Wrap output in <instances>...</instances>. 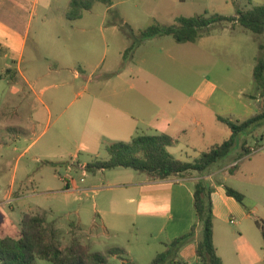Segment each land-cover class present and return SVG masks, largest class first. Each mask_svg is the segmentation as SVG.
Masks as SVG:
<instances>
[{"label":"rangeland","instance_id":"1","mask_svg":"<svg viewBox=\"0 0 264 264\" xmlns=\"http://www.w3.org/2000/svg\"><path fill=\"white\" fill-rule=\"evenodd\" d=\"M114 1L119 4L115 9L107 10L106 5L96 3L81 19L71 22L67 19L71 0H55L52 9L47 11L45 25L39 18L33 22L21 68L38 81L36 91L52 114L46 112L35 97L23 98L24 84H14L9 76L7 83L0 84V236L17 238L25 214L42 215L59 232L63 250L77 241L89 253L106 255L105 264H123V259H131L127 252L132 245L151 237L149 232L138 231L131 221L107 231L99 213L103 207L109 210L112 200H120L123 192L116 185L128 182L127 173H135L133 175L137 177H144L141 175L145 173L124 169L91 173L85 169L96 160H107L108 147L112 143L127 142L131 136L141 134V131H135L131 135L123 124L118 125L121 124L117 120L118 108H123L124 98L132 101L139 95L153 98L163 89L174 95H191L204 78H209L219 85V94L226 92L236 96L245 90L261 100L260 103L253 102L254 112L260 114L264 110V92L254 80L236 78V59L229 56L230 48H223L218 55L190 51L188 60L169 63L162 68L153 67L156 42L151 40H143L139 49L123 56L133 42L131 26H147L152 22L141 7L136 6L141 0ZM249 1L252 5L240 1L237 8L247 10L264 4V0ZM171 11L172 16L205 17L215 13L230 16L237 12L234 5H214L212 0L178 1ZM124 20L131 26L125 25ZM221 26L239 28L230 22H223ZM245 31L235 33L247 40L248 53L246 56L243 45V57L248 62L252 58V63L257 65L259 59H264V34ZM163 43L166 47L177 45L171 36L164 38ZM184 55L187 56V51ZM133 58L136 67L128 64ZM213 63L216 65L212 66ZM2 87L6 88L4 96ZM34 107L36 115L37 110L42 109V112L36 129L28 132L26 129L31 127L28 118ZM16 111L19 117L14 114ZM16 122L22 123L21 129H16ZM138 125L147 131L148 125L142 120ZM220 129L217 138L207 137L208 142L203 148L227 140L229 128L221 125ZM254 130H257L256 126L240 134L229 156L209 170L229 166L227 172L220 174L221 184L214 180L218 191L214 190L211 196L219 246L227 260L230 256L235 258L239 227L258 246L257 249L261 247L264 251V239L258 226V223H264V127L255 134L252 133ZM147 133L157 132L149 129ZM16 136H26L28 142H17ZM245 139L251 149L256 148L254 141L259 139L260 147L238 160ZM30 144L32 147L25 151ZM194 160L190 159L191 162ZM25 166L29 169L27 173ZM71 181L72 186L67 187ZM226 186L243 193L244 202L225 196ZM11 189L13 194L8 199ZM117 204L123 206L121 202ZM110 216L118 218L117 215ZM198 231L202 238V225L198 226ZM114 250L119 252L109 253ZM138 260L136 264H151ZM36 264L53 263L38 259Z\"/></svg>","mask_w":264,"mask_h":264},{"label":"crops","instance_id":"2","mask_svg":"<svg viewBox=\"0 0 264 264\" xmlns=\"http://www.w3.org/2000/svg\"><path fill=\"white\" fill-rule=\"evenodd\" d=\"M54 1L55 0H0V84L7 83L8 76L11 78L10 81L14 84H24L25 88H22V92L25 93V97L23 96V98L28 100V98L35 97L39 104L43 106L44 110L46 112L48 111L49 114H52L51 108L46 105L36 91L38 81L34 78H30L27 73L22 70L21 65L25 58L33 22L39 18L43 25H45L48 19L47 11L52 9ZM178 1L181 2L186 0H141L136 3V6L141 7V10L148 15L152 22L151 25L158 23L169 26L176 24L177 18L183 17L172 16L171 9ZM212 1L214 5L235 6V3L239 4L240 1H247L249 5H252V2L249 0ZM117 5L119 4L113 0V5L107 7V10L115 9ZM236 15L237 12L230 16ZM126 21L127 20H124V22ZM137 23L142 22L137 20ZM125 25L129 26L130 24L126 22ZM151 25L144 26L140 24V26H136L135 28L130 26L132 30L138 32ZM240 27L241 26L236 29H232V27H225L221 30L215 29L209 35H204L199 38L196 42L179 44L175 41L177 45L169 47L164 46L163 43L164 38L168 36L150 39V42H156L155 45H153L155 52H153L152 55L156 58V62L153 63L155 66L153 67L162 68L168 66L169 63H182L188 60L190 51L218 55L222 53L223 48L227 47L228 49L230 48L229 56L233 57L234 60L236 59V78L238 80L245 79L247 81H252L256 65L252 63V58L248 62V60L243 57L242 47L243 45L246 46V56L248 47L247 40L241 37L242 35L237 36L235 34L239 30L246 32ZM143 44L144 42L141 41L140 46ZM140 46L137 49H139ZM127 48L128 46L124 51ZM174 51L176 55H179L180 59L174 54ZM185 51H187V56L184 55ZM133 60L128 62V64L130 63L135 67L138 66L137 62H135L136 60H134V62ZM142 63L144 62L141 61V64ZM215 65L216 63H213L212 66ZM76 76H78V73H76ZM118 76L121 77L122 75L119 74ZM160 81L170 86L164 80ZM12 88L13 84L11 86V89ZM220 90L216 82L209 78H204L191 95L183 93L174 95L163 89L161 94L153 98L148 96L141 97L142 95L135 96L133 101L124 98L123 108H118L117 120L121 123L118 125L122 126L123 124L126 128L125 130L130 131L129 133L132 135L135 131H141L142 128L139 127L138 123L142 120L143 123L148 125L147 130L152 129L159 134L166 133L175 139L174 144L168 148V151L175 158L191 162L190 159H197L203 152L214 146L207 144V148H203L208 142L207 137L217 138L221 132L220 126H227L219 121L220 117H230L233 121L237 122L245 121L256 114L253 110V102H261L259 98L255 99L254 96L247 94L245 90L236 96L226 92L219 94L218 92H221ZM5 91L6 88L2 87L1 92L3 96L5 95ZM41 93H43V90ZM33 109L31 118H28V121L31 122V127L26 129L28 132L36 129L42 112V109H39L36 115L34 113L36 107ZM14 114L19 117L18 111ZM36 118L37 121L35 120ZM21 125L22 123L16 122V129H21ZM229 131L230 137L231 130L229 129ZM132 137L133 136L130 138ZM16 140L20 143L28 142L26 136H16ZM32 145L33 144H30L25 151H28ZM248 147L251 148L249 144ZM232 165L235 166V164H231V166ZM228 167L226 166L217 171H211L206 175L193 171L184 176L172 177L167 180H154L147 174L141 175L144 177H137L133 175L135 173H127L128 182L126 184L116 185V188H119L118 190L123 192V194L121 193L119 196L120 200L116 201L121 202L123 206L117 204V202L113 200L110 203V209L118 207L120 210L111 211L104 207L99 209L101 220L103 224H105L104 229L107 231L113 230V228H118L121 223L131 221V223L137 226L138 231L143 233L149 232L151 236L150 239L141 242L137 241L139 244L136 243L132 245L127 253L134 262L140 259L146 263H151L158 253L166 249V244L189 232L190 229L197 224L194 208V193L197 182L200 179H205L215 187V190L217 189L216 191H218L215 181H222V175L220 174L222 172H227ZM28 171V166H25V173ZM100 171L103 172V170ZM218 175H220V178H218ZM71 186L72 181L67 184V187ZM224 193L225 196H227L226 191ZM12 194L13 190L11 189L7 198L10 199ZM227 197L232 198L229 196ZM110 215H117L118 218ZM229 215L232 217L231 213ZM245 218L247 217L243 219ZM233 224H235V221ZM238 231L240 232V237L239 244L236 245L235 258L232 259L230 256L227 260L219 246L214 220V244L223 264H263V248L260 247V250L257 249L258 246L247 236L242 227H239ZM199 240L200 235L197 229L194 240L181 250L179 254L181 261L186 264L199 263V258L196 254ZM253 257L256 259H253Z\"/></svg>","mask_w":264,"mask_h":264},{"label":"trees","instance_id":"3","mask_svg":"<svg viewBox=\"0 0 264 264\" xmlns=\"http://www.w3.org/2000/svg\"><path fill=\"white\" fill-rule=\"evenodd\" d=\"M96 3L107 7L113 5V0H71L67 19L71 22L83 17ZM237 8L238 4L235 3ZM223 22L239 25L254 34H264V4L243 10L237 8L236 16H224L218 13L205 17H179L174 25H153L139 30L137 34L132 30L131 46L124 55L134 52L141 41L156 37L171 36L177 43L196 42L204 35H209L215 29H223ZM253 80L264 92V59H259L254 68ZM219 121L231 130L230 137L212 146L203 152L194 162L182 161L175 158L169 151L175 139L166 133L148 134L141 130V134L133 136L127 142H116L108 147L109 158L96 160L85 166L86 171L95 173L100 170L131 169L147 174L154 180H167L172 177H181L196 171L204 174L217 162L227 158L234 148L240 134L248 131L252 126L257 130L264 127V110L249 119L237 122L232 118L220 117ZM255 138V137H254ZM256 148L248 147V139L243 142V156L250 155L259 149V139L254 141ZM55 166V163L48 162ZM235 165L234 167H236ZM209 171L208 173H210ZM207 173V174H208ZM218 185L221 184L217 183ZM216 184V185H217ZM215 187L205 179H200L195 187L194 208L197 217L189 232L166 244V249L158 253L151 264H186L180 260L179 254L183 247L194 240L199 225L203 227V237L197 243L196 254L200 264H223L214 244V213L211 196ZM227 196L243 203L245 195L240 191L225 187ZM264 239V223H258ZM114 250L110 254H117ZM125 253V250L123 251ZM45 260L53 264H105L107 256L100 253H89L79 242L74 241L65 250L61 247L60 234L45 216L25 214L21 221V231L17 238L0 236V264H36V260ZM123 264H136L130 259H123Z\"/></svg>","mask_w":264,"mask_h":264},{"label":"built area","instance_id":"4","mask_svg":"<svg viewBox=\"0 0 264 264\" xmlns=\"http://www.w3.org/2000/svg\"><path fill=\"white\" fill-rule=\"evenodd\" d=\"M68 184V183H67ZM232 223L234 222L233 220L231 221Z\"/></svg>","mask_w":264,"mask_h":264}]
</instances>
